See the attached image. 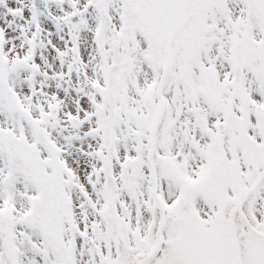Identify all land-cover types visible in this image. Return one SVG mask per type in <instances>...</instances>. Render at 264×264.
<instances>
[{
	"label": "snow or ice",
	"instance_id": "snow-or-ice-1",
	"mask_svg": "<svg viewBox=\"0 0 264 264\" xmlns=\"http://www.w3.org/2000/svg\"><path fill=\"white\" fill-rule=\"evenodd\" d=\"M0 264H264V0H0Z\"/></svg>",
	"mask_w": 264,
	"mask_h": 264
}]
</instances>
